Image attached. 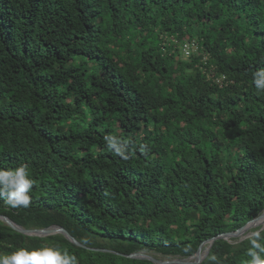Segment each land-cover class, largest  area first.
Returning a JSON list of instances; mask_svg holds the SVG:
<instances>
[{"label":"trees","instance_id":"obj_1","mask_svg":"<svg viewBox=\"0 0 264 264\" xmlns=\"http://www.w3.org/2000/svg\"><path fill=\"white\" fill-rule=\"evenodd\" d=\"M261 68L264 0H0V167L25 164L35 181L28 208L0 200V214L82 244L0 221V252L156 264L125 255L187 258L260 215ZM246 247L217 239L196 264H244Z\"/></svg>","mask_w":264,"mask_h":264},{"label":"clouds","instance_id":"obj_2","mask_svg":"<svg viewBox=\"0 0 264 264\" xmlns=\"http://www.w3.org/2000/svg\"><path fill=\"white\" fill-rule=\"evenodd\" d=\"M252 84L258 91L264 92V68L252 73ZM106 148L119 156L129 159L127 142L116 135H104ZM141 151H147L145 145H140ZM35 184L29 168L25 164L14 168L0 167V200L12 208H28L32 202L31 191ZM246 256L244 264H264V229H256L246 237ZM190 253V248L184 249ZM207 264H220L214 253H209ZM0 264H79L77 256L67 249L43 247L40 249L16 248L11 252L0 253Z\"/></svg>","mask_w":264,"mask_h":264},{"label":"water","instance_id":"obj_3","mask_svg":"<svg viewBox=\"0 0 264 264\" xmlns=\"http://www.w3.org/2000/svg\"><path fill=\"white\" fill-rule=\"evenodd\" d=\"M0 221L2 223H4L5 225L9 226L10 228H12L13 230L21 233V234H25V235H29V236H41V237H43V236H48V235L60 233L65 238L70 240L72 243L82 246V244H80L75 238H73L67 232V230H65L63 227H61L59 225H51V226L44 227V228H25V227L17 224L16 222H14L11 218H9L3 214H0ZM256 225H262V226L264 225V209L260 215L249 220L248 222H246L244 225H242L238 229H236L234 231H228V232L217 234L216 236H213V237L206 239L205 241L201 242L193 256H189L187 258H176V259H172V260H159V259L152 257L151 255H148V254H145L142 252H133V253L125 255V256L129 257V258L148 259V260H151L152 262H154L156 264H196V263H200L206 257V255L208 254V251L210 249V246L212 245V243L215 240H217V239L229 240L231 238L241 237L250 228H252L253 226H256ZM204 246H206V249L203 251L202 249Z\"/></svg>","mask_w":264,"mask_h":264},{"label":"rangeland","instance_id":"obj_4","mask_svg":"<svg viewBox=\"0 0 264 264\" xmlns=\"http://www.w3.org/2000/svg\"><path fill=\"white\" fill-rule=\"evenodd\" d=\"M256 226H258V225H256ZM256 226H253L252 228H250L247 231L248 234H246L244 236L242 235L241 238L247 237L251 233V231L253 230V228H255ZM205 249H206V246H204L202 250L204 251ZM152 255H155L156 258L159 259V260H172V259H176L177 258V257H174V256H165V255H160V254H155V253H153Z\"/></svg>","mask_w":264,"mask_h":264},{"label":"built area","instance_id":"obj_5","mask_svg":"<svg viewBox=\"0 0 264 264\" xmlns=\"http://www.w3.org/2000/svg\"><path fill=\"white\" fill-rule=\"evenodd\" d=\"M187 48V47H186ZM186 54L188 53L187 49H186ZM223 77H219L216 81L219 82L221 84V80H222ZM1 253V252H0Z\"/></svg>","mask_w":264,"mask_h":264}]
</instances>
